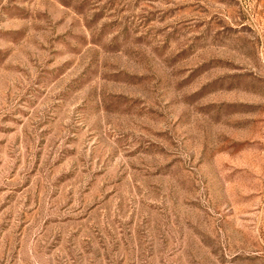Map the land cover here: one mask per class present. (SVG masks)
Listing matches in <instances>:
<instances>
[{"label": "rangeland", "instance_id": "obj_1", "mask_svg": "<svg viewBox=\"0 0 264 264\" xmlns=\"http://www.w3.org/2000/svg\"><path fill=\"white\" fill-rule=\"evenodd\" d=\"M0 264H264V0H0Z\"/></svg>", "mask_w": 264, "mask_h": 264}]
</instances>
